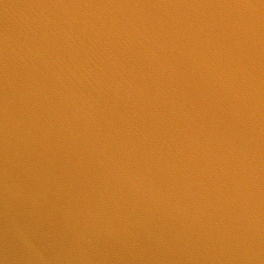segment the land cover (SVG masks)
Listing matches in <instances>:
<instances>
[{"label":"water","instance_id":"obj_1","mask_svg":"<svg viewBox=\"0 0 264 264\" xmlns=\"http://www.w3.org/2000/svg\"><path fill=\"white\" fill-rule=\"evenodd\" d=\"M0 264H264V0H0Z\"/></svg>","mask_w":264,"mask_h":264}]
</instances>
